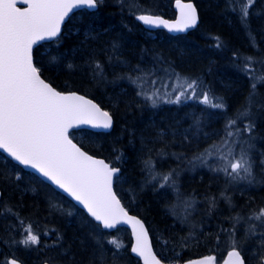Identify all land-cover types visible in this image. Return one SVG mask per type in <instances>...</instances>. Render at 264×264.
Masks as SVG:
<instances>
[{
	"label": "trees",
	"instance_id": "obj_1",
	"mask_svg": "<svg viewBox=\"0 0 264 264\" xmlns=\"http://www.w3.org/2000/svg\"><path fill=\"white\" fill-rule=\"evenodd\" d=\"M193 1L199 13L197 27L170 35L162 30L148 33L135 17L139 13L170 17L166 8L173 0H103L93 11L73 13L58 39L33 49V59L53 87L88 96L111 114V131L85 130L81 138L73 139L86 152L120 169L114 190L123 205L144 221L162 261L182 263L213 255L219 262L231 249L230 234L235 228L236 239L245 249V264H257L259 233L264 227L248 217L264 207V165L260 163L264 160V84H257L250 99L253 81L243 69L246 58L252 57L256 74L264 73V0H255L247 25L241 23L238 11L231 10L229 0ZM233 6L239 8L235 0ZM176 74L197 81L196 97L186 98L191 96L189 90L179 103L160 102L153 107L137 95L151 93V81L156 80L161 95L162 85L169 84L174 100L186 87L176 81ZM137 77L144 81L143 88L141 80L132 82ZM203 92L226 107L201 103ZM249 104L250 115L238 119L236 127L255 125L251 136L245 132L241 137L255 162L252 184L231 181L196 159L221 142L227 122ZM145 161L154 165V172H149ZM208 164L215 166V158ZM169 172L173 175L165 187H160L162 180L151 178ZM0 190L3 200L24 221L20 226L16 217L0 216V260L14 255L23 264L46 260L100 264L103 252L106 264H141L130 253L127 229L103 230L69 199L1 153ZM28 224L40 234V244L25 249L13 240L22 239L20 229ZM250 224L258 226V234L245 240ZM111 239L124 245L115 258V249L108 243Z\"/></svg>",
	"mask_w": 264,
	"mask_h": 264
},
{
	"label": "snow or ice",
	"instance_id": "obj_2",
	"mask_svg": "<svg viewBox=\"0 0 264 264\" xmlns=\"http://www.w3.org/2000/svg\"><path fill=\"white\" fill-rule=\"evenodd\" d=\"M102 3L103 0H0V149L20 164L35 169L59 189L68 193L95 221L100 222L103 228L113 229L121 223L130 224L135 238L131 252L142 257L144 264H161L153 254L143 223L128 214L113 191L114 177L120 169L82 151L70 138L69 130L80 125L108 129L112 126V117L82 95L57 91L41 77V69L33 61L34 45L40 41L58 39L61 36L62 25L74 10L82 7L96 8ZM254 3L255 0H235V4L239 5L237 9L233 6V0H229V7L233 12L238 11L241 23L247 25ZM18 4L25 7H18ZM176 6L179 9V18L174 23L151 15H140L137 19L145 25L157 27L162 25L170 31H185L194 27L198 20L195 7L191 3H181V0H176ZM219 46L218 43L217 47ZM55 59L53 57L54 61ZM246 60L243 70L253 81L251 99L256 94L257 84H264V73L256 74L252 68V57H247ZM96 67L100 69L99 64ZM137 80L141 78L137 77L132 82L136 83ZM176 81L186 84V87L174 100L168 93L169 84L165 82L162 85L165 91L161 95L160 88L155 87L156 80L151 81L154 86L151 93L139 91L137 95L151 101L153 107L160 102L179 103L181 97L189 90L191 96L186 98L197 96L196 80L189 82L187 77L176 74ZM143 84L144 81L141 80V88ZM172 90H176L175 83ZM199 99L201 103L212 108L226 107L218 98L210 96L207 92L201 93ZM250 110L249 104L236 118L230 119L225 126V137L221 142L205 149L196 159L210 167L212 171L223 173L231 181L246 180L252 184L255 182V162L244 147L247 141L241 137L245 132L251 136L255 125L249 123L243 129L236 127L237 120L249 116ZM238 146L239 154L236 153ZM248 148H251L250 144ZM211 158H215V166L208 164ZM260 163L264 165V160ZM145 165L150 173L154 172V165H150L149 161H145ZM172 175L173 172H169L155 174L151 178L162 180L160 187H165ZM15 179L19 180L20 176L17 175ZM0 216H14L20 226L24 225L18 211L3 200V192H0ZM239 219L236 218L237 221ZM248 219L259 221V226L264 227V207L253 211ZM257 227L256 224H250L244 239L255 237L258 234ZM20 230L23 233L22 239L13 240V243L23 245L25 249L40 244V234L33 231L31 224ZM259 235L261 239L257 264H264V232H260ZM58 242L59 238L53 246ZM108 243L115 249L113 253L115 258L124 245L116 239H111ZM230 247L232 250L228 252L225 264H245L242 256L245 249L236 239L235 228L230 234ZM99 260L100 264H106L103 252ZM0 264L23 262L13 255L0 260ZM44 264H50V261L46 260ZM190 264H215V257L207 256Z\"/></svg>",
	"mask_w": 264,
	"mask_h": 264
},
{
	"label": "water",
	"instance_id": "obj_3",
	"mask_svg": "<svg viewBox=\"0 0 264 264\" xmlns=\"http://www.w3.org/2000/svg\"><path fill=\"white\" fill-rule=\"evenodd\" d=\"M181 3H191V4L195 7V9H196V13H197V17H198V20H197L196 25H195L194 27H192V28H188V29H186L185 31H170L169 29L165 28V27L162 26V25H161V26H158V27H157V26H152V25H145L143 22H141L140 20L137 19V17L140 16V15H151V16H159V17H161L162 19H165V20H167V21H169V22H173V23H174V22L179 18V9H178L177 6H176V0H174L173 3H172V9H173V11H174V16H173L172 18H167V17H165V16H163V15H161V14L140 13V14L136 15L135 19H136V21H137V22H138V23H139L144 29L149 30V31H154V30H164V31H166L167 33H169V34H171V35L185 34V33L189 32V31H191V30H193V29H195V28L197 27V25L199 24V13H198V8H197V6H196V4H195V2H194L193 0H181ZM17 6H18V7H25V5H23V4H18ZM96 8H97V7H96ZM96 8L89 9V8H86V7H82V8H79V9L74 10V12L77 11V10H80V9L95 10ZM71 14H72V13H71ZM71 14H70V15H71ZM67 20H68V18L66 19V21H67ZM66 21H65V22H66ZM62 26H63V25H62ZM61 33H62V31H61ZM52 40H53V39H52ZM48 41H51V40L40 41V42L37 43V45H39V44L42 43V42H48ZM37 45H34L33 49H34ZM41 77H42V76H41ZM45 81H46V80H45ZM46 82H47V81H46ZM48 83H49V82H48ZM56 90H57V89H56ZM57 91H59V90H57ZM60 92H63V93H65V94H67V93H71V92H75L77 95H82V96H84L86 99H90V100H92L93 103L97 104V105L101 108V110H103V111H107V110L103 109V108H102V107H101L96 101H94V100L91 99L90 97H87V96H85V95H83V94H81V93H79V92H76V91H60ZM107 112H108V111H107ZM108 113H109V112H108ZM109 115L111 116L110 113H109ZM111 117H112V116H111ZM113 124H114V122H113V119H112V126H111L110 128H108V129H104V128H93V127H91L90 125H80V126L77 127V128L70 129V130H69V135H70V132H71V131H75V130H88V131H92V132H109V131L112 130V128H113ZM70 138H71V137H70ZM72 140H73V139H72ZM73 143L77 144L74 140H73ZM77 146L80 147L82 151H85V150H84L81 146H79L78 144H77ZM85 152H86V151H85ZM0 153H2L4 156H6L8 159H10L13 163L19 165L22 169H24V170H26V171H29V172L33 173V174L36 175L38 178H40V179H42L44 182L48 183L53 189H55L57 192H59L60 194H62L63 196H65L67 199H69L70 201H72V202H73L78 208H80L82 211H84L87 215H89V216L91 217V215H90L89 213H87V210H86V209H85V208H84L79 202H77L73 197H71L68 193L64 192L62 189H59L55 184H53V183H52L50 180H48L46 177H43L42 174H40L38 171H36L35 169H32L31 167H28V166H24V165H22V164H20L18 161H15L11 156L8 155V153L4 152L2 149H0ZM86 153H88V152H86ZM88 154H89V153H88ZM89 155H91V154H89ZM91 156H93V155H91ZM93 157L96 158V159H102V160L105 161V159H103V158H101V157H97V156H93ZM105 162H106V161H105ZM106 163H107V162H106ZM108 164H109V163H108ZM116 168H118V167H116ZM119 173H120V171H119ZM119 173H117L116 177L119 175ZM116 177H114V180H115ZM113 191H114V193L116 194V192H115V190H114V181H113ZM0 192H1V190H0ZM116 196H117V198L119 199V197H118L117 194H116ZM119 200H120V199H119ZM120 202H121V200H120ZM121 204H122V202H121ZM122 205H123V204H122ZM123 206H124V205H123ZM124 208H125V206H124ZM125 210L128 212V214H129L130 216H134V217H136L137 219H139V220L143 223L145 229L147 230V227H146L144 221H143L139 216H137V215L131 213V212L128 211L126 208H125ZM91 218H93V217H91ZM93 219H94V218H93ZM95 222H97V221H95ZM97 223L100 224V222H97ZM100 226H101L102 229H104V230H108V231L114 230V229L117 228V227H124V228H126V229L129 231V233H130V237H131L130 253H131L134 257H136V258L141 262V264H144V262H143V258H142V257H139V256H137L135 253H132V252H131V247H132V246L134 245V243H135V238H134V236H133V233H132V226H131L130 224L121 223V224L117 225V226H116L115 228H113V229H105V228H103V225H102V224H100ZM147 232H148V230H147ZM148 238H149V242H150V244H151V246H152V242H151V238H150L149 233H148ZM152 249H153V246H152ZM230 250H232V249H229V250L226 252V254H225L224 257L222 258V261H221L220 264H225V262L228 260V252H229ZM153 254L156 255L154 249H153ZM207 256H209V255H201V256H198V257H193V258H191V259H189V260L184 261V262L181 263V264H190V262L198 261V260H200V259H202V258H205V257H207ZM156 257H157V259H159V257H158L157 255H156ZM159 260L161 261V264H172V263L163 262L161 259H159ZM42 264H44V263H42ZM215 264H216V263H215Z\"/></svg>",
	"mask_w": 264,
	"mask_h": 264
},
{
	"label": "rangeland",
	"instance_id": "obj_4",
	"mask_svg": "<svg viewBox=\"0 0 264 264\" xmlns=\"http://www.w3.org/2000/svg\"><path fill=\"white\" fill-rule=\"evenodd\" d=\"M168 14L171 16L173 15V11H172V8L171 7H168L166 8ZM148 33H153L151 31H148ZM82 133L81 132H75V133H71V137H78V138H81L82 137Z\"/></svg>",
	"mask_w": 264,
	"mask_h": 264
}]
</instances>
